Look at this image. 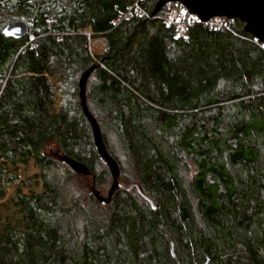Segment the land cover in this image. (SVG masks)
Listing matches in <instances>:
<instances>
[{
	"label": "trees",
	"instance_id": "obj_1",
	"mask_svg": "<svg viewBox=\"0 0 264 264\" xmlns=\"http://www.w3.org/2000/svg\"><path fill=\"white\" fill-rule=\"evenodd\" d=\"M134 1L0 0V155L34 161L43 182L16 191L21 226L0 233V264H264V44L239 19L184 23L180 35L167 25L177 4L153 16L159 0H145V15ZM17 21L29 34L5 37ZM91 67L87 105L120 170L108 205L98 187L110 191L113 173L79 96ZM24 75L32 108L9 92ZM108 133L133 173L124 185ZM75 174L92 177L91 191L67 197Z\"/></svg>",
	"mask_w": 264,
	"mask_h": 264
},
{
	"label": "water",
	"instance_id": "obj_2",
	"mask_svg": "<svg viewBox=\"0 0 264 264\" xmlns=\"http://www.w3.org/2000/svg\"><path fill=\"white\" fill-rule=\"evenodd\" d=\"M170 3L181 4L190 15L197 17L204 23H208L214 18L239 19L246 24V31L264 44V0H159L152 15H158L163 7ZM29 32L30 28L26 22L17 21L8 25L4 29L3 34L7 38L18 40L27 36ZM94 69L95 67H91L81 76L79 82V96L83 114L92 129L96 150L103 161L110 166L113 173L114 185L111 187L106 197H99V192L93 189L94 195L99 197L104 205H108L116 189L120 187V170L117 161L107 152L100 125L97 119L91 114L87 105V83ZM62 159L74 172L85 176L89 175V171L75 160L66 156H63Z\"/></svg>",
	"mask_w": 264,
	"mask_h": 264
},
{
	"label": "rangeland",
	"instance_id": "obj_3",
	"mask_svg": "<svg viewBox=\"0 0 264 264\" xmlns=\"http://www.w3.org/2000/svg\"><path fill=\"white\" fill-rule=\"evenodd\" d=\"M95 46L102 50L104 44L95 43ZM28 77L24 75L22 77L23 87L21 89L12 87L10 89V95L13 98L21 99L25 102L27 107L32 108L33 101L28 94ZM54 83L57 86V100L55 107L53 108V112L56 113L60 107V93L64 89L63 83H61L59 78L54 79ZM34 112V110H33ZM40 126L49 131V127L47 124L41 122ZM109 144L113 148V150L118 154L120 161L123 163L124 170H122L123 178L120 180L124 185L125 179L127 180V176H133L132 170H130L129 164L127 163V157L123 153L122 149L119 147V143L116 141L114 135L112 133H108ZM51 152L57 151V146L52 145L50 148ZM18 170V171H17ZM195 163L194 162H186V166L181 167V175L184 179L185 185L187 186L192 180L195 174ZM17 173L19 180L12 185L6 184V176L7 173ZM40 174V170L35 166L34 161H30L27 165H23L18 162L17 154L12 155H0V233L4 230L8 225H17L21 226L22 216L19 212L18 207L16 206V191L20 189L22 193H41L43 191V182L41 179H33L36 175ZM33 179V180H32ZM30 180L28 186H20L19 182ZM124 181V182H123ZM112 182L104 187H98L101 190L103 197L107 196V193L110 189ZM90 187L92 186V177H88L86 181L82 180L81 177H78L76 174L73 175L72 180L70 181V187L66 194L67 197L72 195H79L81 192L88 193ZM126 188L129 185H125ZM92 189V188H91Z\"/></svg>",
	"mask_w": 264,
	"mask_h": 264
},
{
	"label": "built area",
	"instance_id": "obj_4",
	"mask_svg": "<svg viewBox=\"0 0 264 264\" xmlns=\"http://www.w3.org/2000/svg\"><path fill=\"white\" fill-rule=\"evenodd\" d=\"M145 2V0H135L130 11H135L136 13L145 15V9L143 8L142 4ZM177 4V9H176V13H175V17L171 18L167 21V25L169 26H177L178 29L181 31L180 35L183 33L181 28L179 26H181V24L184 23H190V22H194V21H199V19L193 15H190L187 10L179 3H175ZM126 13L122 19H126L130 16L131 12ZM195 19V20H194ZM215 24V23H214Z\"/></svg>",
	"mask_w": 264,
	"mask_h": 264
}]
</instances>
